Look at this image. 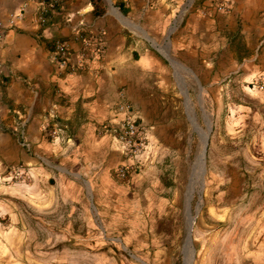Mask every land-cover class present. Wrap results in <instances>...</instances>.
Returning a JSON list of instances; mask_svg holds the SVG:
<instances>
[{
	"label": "rangeland",
	"instance_id": "374dc122",
	"mask_svg": "<svg viewBox=\"0 0 264 264\" xmlns=\"http://www.w3.org/2000/svg\"><path fill=\"white\" fill-rule=\"evenodd\" d=\"M228 15L231 38L209 46L208 73L171 44L182 27L161 42L144 35L166 71L161 87L175 90L149 95L156 147L148 145L133 186L97 201L88 192L78 204L54 179L34 185L0 174V264H184L191 216V264H264V89L251 85L264 78V43L250 22Z\"/></svg>",
	"mask_w": 264,
	"mask_h": 264
},
{
	"label": "crops",
	"instance_id": "0c3cea01",
	"mask_svg": "<svg viewBox=\"0 0 264 264\" xmlns=\"http://www.w3.org/2000/svg\"><path fill=\"white\" fill-rule=\"evenodd\" d=\"M215 2L192 0L188 6L183 0H64L40 26L35 3L0 0V23L27 4L22 21L0 41V174L23 166L34 185L44 177L54 179L61 197L78 204L88 192L97 201L142 179L139 174L117 178L118 167L127 161L122 145L100 129L118 123L122 116L116 106L128 103L147 129L148 145L156 147L149 95L175 88L169 82L161 87L166 71L144 35L161 42L171 27H182L177 37L184 36L171 44L193 57L205 73L213 70L207 68L209 46L230 37L225 14L250 22L264 43V0H225L227 13L218 11ZM184 6L187 11L179 21L176 15ZM81 36L99 37L102 54L89 53ZM55 40L67 44L75 62L87 54L81 69L61 68L50 59ZM54 126L60 134L51 141L47 129Z\"/></svg>",
	"mask_w": 264,
	"mask_h": 264
},
{
	"label": "built area",
	"instance_id": "2783aa9c",
	"mask_svg": "<svg viewBox=\"0 0 264 264\" xmlns=\"http://www.w3.org/2000/svg\"><path fill=\"white\" fill-rule=\"evenodd\" d=\"M38 6L37 22L40 26H45L49 22L48 11L54 7L56 3H61L64 0H29ZM215 6L218 11H226L228 9L225 0H215ZM27 4H22L17 11L11 16L9 21L0 23V41H2L4 33L17 26V23L22 21L24 11ZM69 18H67V21ZM85 49L94 55H100L103 52V46L99 37H79ZM87 54L82 53L77 61L71 58L70 50L67 44L60 40H55L50 51V59L61 68H73L79 70L82 68ZM255 89H264V78L260 77L251 84ZM116 111L122 116L120 121L116 124H104L101 129V134H110L114 137L123 148L127 164L121 165L116 171V176L120 180L127 179L141 171L143 164V155L148 148V134L147 129L140 121L134 109L128 103H119L116 106ZM47 134L51 141H56L59 138V127L54 126L52 129H47ZM6 178L9 180L28 181L29 175L25 167H12L6 170Z\"/></svg>",
	"mask_w": 264,
	"mask_h": 264
},
{
	"label": "bare ground",
	"instance_id": "6f19581e",
	"mask_svg": "<svg viewBox=\"0 0 264 264\" xmlns=\"http://www.w3.org/2000/svg\"><path fill=\"white\" fill-rule=\"evenodd\" d=\"M191 114L193 115V110H192V107H191ZM209 124L210 123H208V126L207 127H209ZM204 140L205 139H203V141H202V150H201V152H200V154H199V160L197 159V162H199V163H197L198 164V166H197V172L196 173H194V175H195V177H196V179H197V176H198V171H199V168H201V165H202V163H203V154H204ZM204 165V164H203ZM196 170V169H195ZM194 170V171H195ZM193 179V178H192ZM197 182V181H196ZM195 183H192L191 182V185H190V187H189V189H188V192H187V199H189V198H191L192 197V188L194 187L193 185H194ZM188 206V205H187ZM189 207V206H188ZM189 221H188V227H187V229L189 228V226L190 225H192L193 224V219H192V216L191 217H189V219H188ZM189 249V248H188ZM192 260V258H191V251H189L188 250V252H187V255H185V258H184V264H189L190 263V261Z\"/></svg>",
	"mask_w": 264,
	"mask_h": 264
},
{
	"label": "water",
	"instance_id": "95a60500",
	"mask_svg": "<svg viewBox=\"0 0 264 264\" xmlns=\"http://www.w3.org/2000/svg\"><path fill=\"white\" fill-rule=\"evenodd\" d=\"M211 131V125L209 124V127H207V135L205 136V140H204V154H203V164L205 163V153H206V149L208 146V134ZM199 209V205H197V210L196 213ZM193 222H194V216H192ZM191 231H192V225L189 226V228L186 230V237H185V241H184V248H183V255H187L188 250L191 251V258H193L194 255V249L192 248L191 245ZM189 248V249H188ZM186 250V251H185ZM192 261V260H191ZM191 261L189 264H191Z\"/></svg>",
	"mask_w": 264,
	"mask_h": 264
}]
</instances>
